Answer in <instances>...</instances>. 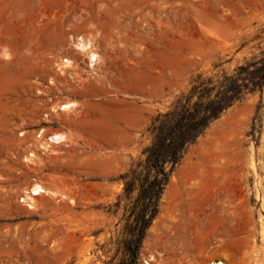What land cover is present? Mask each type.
Wrapping results in <instances>:
<instances>
[{"label": "rangeland", "instance_id": "1", "mask_svg": "<svg viewBox=\"0 0 264 264\" xmlns=\"http://www.w3.org/2000/svg\"><path fill=\"white\" fill-rule=\"evenodd\" d=\"M263 52L264 0H0V264H130L115 203L151 121L197 75ZM258 100L190 147L135 264H264ZM54 133L69 141L46 144ZM35 184L52 194L24 200Z\"/></svg>", "mask_w": 264, "mask_h": 264}, {"label": "trees", "instance_id": "2", "mask_svg": "<svg viewBox=\"0 0 264 264\" xmlns=\"http://www.w3.org/2000/svg\"><path fill=\"white\" fill-rule=\"evenodd\" d=\"M263 90L264 52L230 71L197 75L188 90L151 121L148 128L151 141L119 177L123 188L115 203L119 208L123 199L127 201L122 231L129 238L124 247L132 254L130 264H135L145 232L158 214L163 191L190 147L231 108L257 95L250 131L253 138L256 121L261 117Z\"/></svg>", "mask_w": 264, "mask_h": 264}, {"label": "bare ground", "instance_id": "3", "mask_svg": "<svg viewBox=\"0 0 264 264\" xmlns=\"http://www.w3.org/2000/svg\"><path fill=\"white\" fill-rule=\"evenodd\" d=\"M76 49L79 50L82 53H86L87 55H89V59H90V63L94 64L97 61L98 56L92 52L91 46L90 44L87 42H84L82 39H77V42L75 44ZM61 64L64 67H69V65H71V62L69 60H62ZM76 104H74L73 102H65L62 103L58 106V109L61 111H71L73 110L76 106ZM62 106V107H61ZM75 106V107H74ZM68 136V135H67ZM65 134L62 133H54L50 136H48L46 138V144H54V145H59L63 142H65L66 140H68ZM70 137V136H69ZM70 139V138H69ZM69 141V140H68ZM51 192H49L48 190L44 189L42 186L40 185H32L29 187L28 191H26L24 194V200L30 201V202H34V198L35 196H40L41 194H49ZM52 194V193H51ZM227 250H231L232 246L231 245H227L226 247ZM209 264H224L221 261H212Z\"/></svg>", "mask_w": 264, "mask_h": 264}]
</instances>
